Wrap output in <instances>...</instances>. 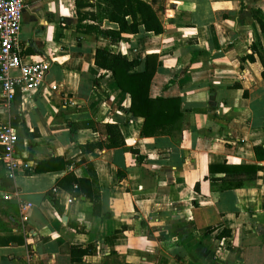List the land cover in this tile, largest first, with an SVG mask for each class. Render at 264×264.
I'll return each instance as SVG.
<instances>
[{
  "label": "crops",
  "instance_id": "obj_1",
  "mask_svg": "<svg viewBox=\"0 0 264 264\" xmlns=\"http://www.w3.org/2000/svg\"><path fill=\"white\" fill-rule=\"evenodd\" d=\"M22 1L21 52L47 70L41 90L0 98V125L20 140L0 189V264H264V157L253 150L264 155V0H144L163 31L140 26L117 54L140 70L156 54L149 94L179 97L183 112L179 131L148 137L94 64L108 40L75 30V0ZM91 121L116 124L123 145L106 147ZM225 177L241 184L222 189Z\"/></svg>",
  "mask_w": 264,
  "mask_h": 264
},
{
  "label": "trees",
  "instance_id": "obj_2",
  "mask_svg": "<svg viewBox=\"0 0 264 264\" xmlns=\"http://www.w3.org/2000/svg\"><path fill=\"white\" fill-rule=\"evenodd\" d=\"M75 6L77 19L75 30L85 36H91L95 41L97 37L108 40L106 44H97L94 64L101 70L109 71L117 87L127 94L128 108L126 113L143 119L140 135L144 137L172 135L173 132L179 131L183 119L179 97H152L149 94L150 84L157 68V55L154 53L147 54L145 67L140 70L138 67L141 60L120 56L115 48L118 42L126 40V34L137 33L140 26L143 27L144 31L153 34L163 31V26L151 5L144 0H93L92 2L90 0H75ZM104 20L115 23L116 27H104L102 24ZM260 28L264 31V24L261 21ZM89 123L92 128L107 135L106 147L123 145V139L116 124L94 123L93 121ZM26 136L31 138L32 133L27 132ZM18 142L20 140L17 139ZM96 145L99 146V144H85L80 147L82 150L89 151ZM253 150L257 159L264 157L261 145L254 146ZM28 157L30 158V155ZM38 165L39 163L30 170L28 168L27 172H39ZM238 168L255 172L258 167L253 165ZM227 173L228 170L225 175ZM231 180H226V177L223 178L221 188L230 189L241 184L240 182L232 183ZM9 185H12V178L0 170V189ZM53 204L57 206L55 200ZM89 246L84 248L72 247L71 260L80 261L81 257L88 253Z\"/></svg>",
  "mask_w": 264,
  "mask_h": 264
},
{
  "label": "built area",
  "instance_id": "obj_3",
  "mask_svg": "<svg viewBox=\"0 0 264 264\" xmlns=\"http://www.w3.org/2000/svg\"><path fill=\"white\" fill-rule=\"evenodd\" d=\"M23 9L22 0H0V98L6 103L18 91L35 92L45 84L46 62L27 59L21 52L19 32ZM17 139L12 126L0 125V160L10 178L20 167L15 156Z\"/></svg>",
  "mask_w": 264,
  "mask_h": 264
}]
</instances>
